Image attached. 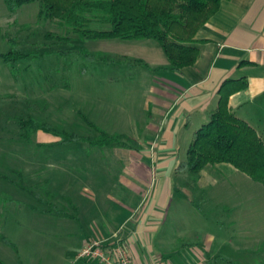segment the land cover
<instances>
[{"label": "rangeland", "instance_id": "1", "mask_svg": "<svg viewBox=\"0 0 264 264\" xmlns=\"http://www.w3.org/2000/svg\"><path fill=\"white\" fill-rule=\"evenodd\" d=\"M39 10L36 2L11 13L0 0V260L5 264H71L70 255L82 250L84 228L75 217L73 191L66 197L58 190L52 199L44 184L60 167L47 165L50 149L78 146L39 147L44 135L61 137L44 132L40 137L30 129L26 134L22 121L97 140L87 118L110 134L129 135L142 119L157 64L168 59L156 41L84 40L61 21L40 19ZM11 52L26 56L15 72L3 58ZM227 179L224 195L235 203L238 226L222 229L230 224L225 213L193 191L185 195L189 210L182 211L185 190L179 188L167 229L188 235L196 257L197 250L211 257L205 264H264V185L242 173ZM186 214L188 220L180 219ZM236 240L243 242L240 248L232 245Z\"/></svg>", "mask_w": 264, "mask_h": 264}, {"label": "crops", "instance_id": "2", "mask_svg": "<svg viewBox=\"0 0 264 264\" xmlns=\"http://www.w3.org/2000/svg\"><path fill=\"white\" fill-rule=\"evenodd\" d=\"M196 40L200 49L196 64L176 71L168 59L158 63L142 119L129 135L111 133L129 137L139 150L76 142L75 150L48 152L47 165L60 166L47 179L49 188L66 197L73 191L75 217L84 228L82 249L93 240H120L128 247L132 264H205L211 257L203 250H197L196 257L187 244L188 235L176 236L167 229L179 188L185 190L184 197L192 195L190 191L208 197L214 211L224 212L230 224L220 225L222 229L238 226L235 203L226 201L224 190L227 178L240 172L219 164L207 166L195 178L180 172L179 166L187 160L194 134L211 122L228 80L247 83L246 89L230 95L229 109L264 142V0L223 1ZM38 133L42 137V131ZM48 136L39 144L60 146L62 139ZM221 185V191L211 192ZM187 196L180 202L182 211L189 210ZM241 243L232 241L237 248ZM78 254L70 255L71 264H98L79 260Z\"/></svg>", "mask_w": 264, "mask_h": 264}, {"label": "trees", "instance_id": "3", "mask_svg": "<svg viewBox=\"0 0 264 264\" xmlns=\"http://www.w3.org/2000/svg\"><path fill=\"white\" fill-rule=\"evenodd\" d=\"M223 1L228 0H5V3L8 10L15 13L25 5L39 2L40 19L61 21L84 40L156 41L172 69L180 71L198 61L200 49L196 46V36L217 14ZM3 58L15 72V64L26 56L11 52ZM89 59L95 57L89 56ZM246 88L244 81L224 83L218 108L211 122L194 134L187 160L179 166L180 172L187 171L197 178L207 166L228 164L264 185V142L250 125L230 111L228 104L230 95ZM85 121L99 134L97 140L62 134L51 125L36 121H22L21 126L25 133L30 129L34 134L42 131L60 136L61 144L86 142L95 147L140 149L129 137L111 135L89 119ZM44 184L49 185V182ZM47 193L52 199L56 198L51 189ZM36 197L43 201L39 194ZM0 264L5 263L0 260Z\"/></svg>", "mask_w": 264, "mask_h": 264}, {"label": "built area", "instance_id": "4", "mask_svg": "<svg viewBox=\"0 0 264 264\" xmlns=\"http://www.w3.org/2000/svg\"><path fill=\"white\" fill-rule=\"evenodd\" d=\"M77 259L98 264H132L128 247L120 240H93L81 250Z\"/></svg>", "mask_w": 264, "mask_h": 264}]
</instances>
